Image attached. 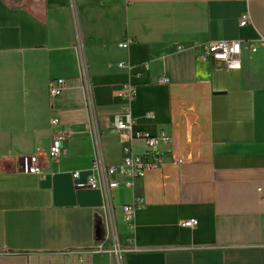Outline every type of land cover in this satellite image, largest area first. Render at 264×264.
I'll use <instances>...</instances> for the list:
<instances>
[{
  "label": "crops",
  "instance_id": "obj_1",
  "mask_svg": "<svg viewBox=\"0 0 264 264\" xmlns=\"http://www.w3.org/2000/svg\"><path fill=\"white\" fill-rule=\"evenodd\" d=\"M79 39L106 163H122L109 130L126 106L137 130L172 139L160 169L132 186L118 177L120 262L101 192L76 187L94 155ZM219 40L243 43L240 69L204 57ZM58 79L67 89L52 97ZM60 132L69 138L55 161ZM23 156L42 175L23 173ZM136 203L129 223L123 208ZM189 219L198 226L181 225ZM0 264H264V0H0Z\"/></svg>",
  "mask_w": 264,
  "mask_h": 264
},
{
  "label": "built area",
  "instance_id": "obj_2",
  "mask_svg": "<svg viewBox=\"0 0 264 264\" xmlns=\"http://www.w3.org/2000/svg\"><path fill=\"white\" fill-rule=\"evenodd\" d=\"M247 1V0H242ZM250 22V16L247 14L242 17L240 21L241 26H245ZM244 45L240 41L219 40L207 43L204 46V57L213 61L214 63H221L228 69L241 68V54ZM76 51L79 63V76L77 78L78 89L82 93L83 106L87 113L88 133L90 134L94 155L93 162L90 168V175L86 183L76 184L77 188H88L98 190L103 197V209L106 213V238L113 243V251L117 255L120 262V243L117 232L116 223V209L114 205V192L120 186L118 177L126 179L125 184L132 186L133 182L145 176L149 171L158 170L164 164L163 154L164 149H169L172 144V139L167 132H160L152 135L147 132L139 131L135 127L130 106L122 109L121 113L114 116L110 127V133L118 136L121 143L124 145V157L122 163L118 166H109L104 157L102 136L103 131L100 124V117L98 114L94 88L89 75L88 63L84 52V47L79 39L76 45ZM121 67L125 65L120 64ZM162 82H166L163 79ZM67 89V83L64 79L50 81L49 92L52 97H57ZM136 90L133 85L126 84L122 87L121 97L128 103H132L136 99ZM51 126L57 128L59 121L57 119L51 120ZM69 138V133H58L52 142L50 148V156L53 160L58 161L62 158L63 144ZM141 142L144 146L142 153L134 151V143ZM181 162V160H179ZM22 172L42 175V170L39 165V160L36 156H23L21 158ZM79 172L73 173V178H79ZM140 206L136 203L132 206H125L123 208L126 220L132 223L134 220V213ZM199 221L197 219H189L183 221L181 225L187 228L197 227ZM105 245H100L99 250L104 251Z\"/></svg>",
  "mask_w": 264,
  "mask_h": 264
}]
</instances>
